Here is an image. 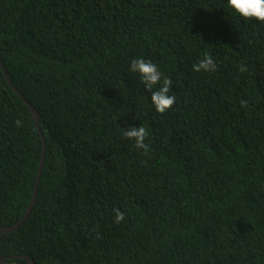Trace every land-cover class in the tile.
Wrapping results in <instances>:
<instances>
[{
  "label": "trees",
  "instance_id": "trees-1",
  "mask_svg": "<svg viewBox=\"0 0 264 264\" xmlns=\"http://www.w3.org/2000/svg\"><path fill=\"white\" fill-rule=\"evenodd\" d=\"M137 58L173 82L163 114ZM0 59L41 131L0 68V225L45 141L3 264H264V23L227 0H0Z\"/></svg>",
  "mask_w": 264,
  "mask_h": 264
},
{
  "label": "clouds",
  "instance_id": "clouds-1",
  "mask_svg": "<svg viewBox=\"0 0 264 264\" xmlns=\"http://www.w3.org/2000/svg\"><path fill=\"white\" fill-rule=\"evenodd\" d=\"M227 6L236 14L244 19H254L264 23V0H227ZM217 69L214 59L205 54L202 59L192 66L194 72H215ZM129 71L138 73L141 82L146 91L151 93V102L158 113H165L175 103V96L169 95L172 85V80L167 77H162V73L157 65L143 58L133 59L130 62ZM158 86V87H157ZM156 89L153 91V89ZM241 106L246 107L245 101H241ZM17 127L22 126V122L15 121ZM123 134L129 140L134 141L137 149L148 150V145L145 144V139L148 136V131L145 127L140 126L128 131L123 130ZM114 222L121 223L124 221V213L114 209Z\"/></svg>",
  "mask_w": 264,
  "mask_h": 264
},
{
  "label": "water",
  "instance_id": "water-1",
  "mask_svg": "<svg viewBox=\"0 0 264 264\" xmlns=\"http://www.w3.org/2000/svg\"><path fill=\"white\" fill-rule=\"evenodd\" d=\"M0 68H1V70L3 72V74H4V77L8 81L9 85L13 88V90L16 93H18V95L23 100V102L30 107V112H31L32 118L34 120L35 125L37 126L38 115H37L36 110L34 109L33 106L30 105V103L27 100L24 99V97L18 92V90L11 84V82L9 81L8 72L5 69V67H4L1 59H0ZM37 129L41 133V131L39 130V127L38 126H37ZM40 138H41V143H42V151H41V158H40V160L38 162V167H37V171H36V178H35V182H34L32 196H31V199L29 201V204H28V207H27L25 213H24L22 219L18 222V224L21 223L28 216V214H29V212L31 210V207L33 206V203H34V199H35V195H36V191H37L38 178H39V175L41 173V169H42V165H43V159H44L45 141H44V138H43L42 134H40ZM18 224L13 225V226H2V225H0V233H2V232H9L12 229H14ZM6 258H10V257H0V264H3L4 263L3 261Z\"/></svg>",
  "mask_w": 264,
  "mask_h": 264
}]
</instances>
